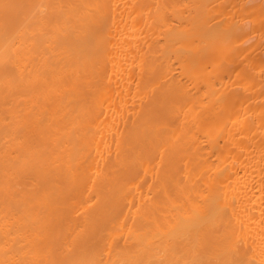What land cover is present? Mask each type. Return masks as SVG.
I'll return each mask as SVG.
<instances>
[{"label": "bare ground", "instance_id": "6f19581e", "mask_svg": "<svg viewBox=\"0 0 264 264\" xmlns=\"http://www.w3.org/2000/svg\"><path fill=\"white\" fill-rule=\"evenodd\" d=\"M0 264H264V0H0Z\"/></svg>", "mask_w": 264, "mask_h": 264}]
</instances>
